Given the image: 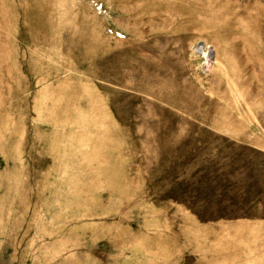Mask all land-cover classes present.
<instances>
[{
  "label": "rangeland",
  "instance_id": "rangeland-1",
  "mask_svg": "<svg viewBox=\"0 0 264 264\" xmlns=\"http://www.w3.org/2000/svg\"><path fill=\"white\" fill-rule=\"evenodd\" d=\"M0 264H264V0H0Z\"/></svg>",
  "mask_w": 264,
  "mask_h": 264
}]
</instances>
